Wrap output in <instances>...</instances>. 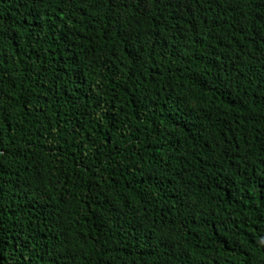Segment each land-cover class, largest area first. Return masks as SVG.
<instances>
[{"label": "trees", "instance_id": "trees-1", "mask_svg": "<svg viewBox=\"0 0 264 264\" xmlns=\"http://www.w3.org/2000/svg\"><path fill=\"white\" fill-rule=\"evenodd\" d=\"M0 264H264V0H0Z\"/></svg>", "mask_w": 264, "mask_h": 264}]
</instances>
